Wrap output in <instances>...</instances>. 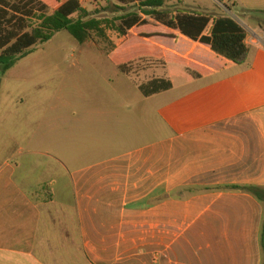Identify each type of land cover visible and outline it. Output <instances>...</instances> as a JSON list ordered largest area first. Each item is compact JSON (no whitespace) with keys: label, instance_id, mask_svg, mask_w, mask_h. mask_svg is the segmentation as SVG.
I'll use <instances>...</instances> for the list:
<instances>
[{"label":"crops","instance_id":"1","mask_svg":"<svg viewBox=\"0 0 264 264\" xmlns=\"http://www.w3.org/2000/svg\"><path fill=\"white\" fill-rule=\"evenodd\" d=\"M227 2L247 31L249 59L232 77L202 84L219 70L198 51L224 68L237 65L171 30L190 45L175 56L210 75L158 108L167 138L145 141L138 131L133 147L69 172L60 206L48 168L29 158L20 173L16 160L0 162V264H262L263 204L230 187H264V0ZM172 84L150 97L140 93L152 99L173 92ZM102 122L91 128L96 136L111 128ZM222 172L223 188L197 181Z\"/></svg>","mask_w":264,"mask_h":264},{"label":"rangeland","instance_id":"2","mask_svg":"<svg viewBox=\"0 0 264 264\" xmlns=\"http://www.w3.org/2000/svg\"><path fill=\"white\" fill-rule=\"evenodd\" d=\"M221 1L184 0L183 5L200 7L212 14L225 11L237 16V10L229 11L230 2L223 5ZM80 2L89 11H100L97 16L112 15L107 0ZM150 23L157 25L154 21ZM158 27L130 32L126 37L108 31V41L93 37L84 44H78L68 32L62 31L4 76L0 74V162L16 160L24 165L20 173L24 172L29 158L36 167L48 168L50 181H56L54 193L60 206L70 191L69 172L86 166L99 155L133 147L136 143L132 137L138 131L140 139L145 141L167 138L170 130L162 116L156 114L158 108L200 88H195L198 83L172 78L175 89L171 93L152 99L140 93L139 85L152 79H168L164 64L190 49L189 44L178 41V36L172 38L173 31ZM165 33L171 37L164 36ZM198 54L202 61L219 70L217 76L202 84L228 79L240 70L241 65L224 68L223 62L214 60L205 51ZM122 65L127 74L120 71ZM94 110L100 112L90 113ZM99 120L104 121L105 129L111 128L96 136L91 128L95 123L100 124ZM39 152L49 153L53 159L44 161L32 156ZM55 171H59V176L53 175ZM225 179L222 172L197 181L217 189L226 186ZM261 251L263 264L262 245Z\"/></svg>","mask_w":264,"mask_h":264},{"label":"trees","instance_id":"3","mask_svg":"<svg viewBox=\"0 0 264 264\" xmlns=\"http://www.w3.org/2000/svg\"><path fill=\"white\" fill-rule=\"evenodd\" d=\"M107 1L111 16H97L100 11H89L80 0H0L1 76L62 31L68 32L78 44H84L93 37L108 41V31L126 37L130 32L163 26L192 42L208 46L218 57L236 65H244L249 59L247 31L225 11L212 14L200 7H186L184 0L177 3L172 0ZM151 21L157 25H152ZM172 38L178 39L177 36ZM164 65L168 79H152L138 86L145 97L171 90L172 78L193 82L210 75V71L185 58L175 57ZM119 69L127 74L125 65ZM230 189L250 194L264 205V187L232 186ZM262 247L264 250V224Z\"/></svg>","mask_w":264,"mask_h":264}]
</instances>
